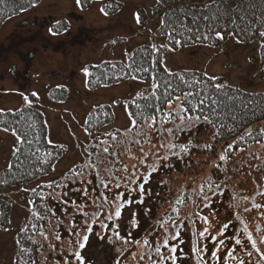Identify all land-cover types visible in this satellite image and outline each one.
<instances>
[{"label": "rangeland", "instance_id": "rangeland-1", "mask_svg": "<svg viewBox=\"0 0 264 264\" xmlns=\"http://www.w3.org/2000/svg\"><path fill=\"white\" fill-rule=\"evenodd\" d=\"M121 1L123 6L118 13L105 15L99 0H93L84 10L76 0H41L0 24V109H15L26 103L29 93H36L47 122L48 138L65 147L52 173L1 194L8 197L11 214L8 227L0 229V264H9L13 259L15 234L31 211L28 193L41 180L56 184L55 195L49 201L56 210L54 219L50 218L51 224L37 238L43 264H80L74 255L77 251L84 264H173V259L175 264H183L184 260L185 264H214L213 257L223 245L221 259L226 254L225 225L235 219L234 212H243L245 216L257 203L264 202V194L255 195L264 186L260 184L262 179L250 174L252 168L247 170L244 165L243 175L235 171L243 156L255 147L254 143L236 151L229 160L219 159L224 154V142L215 153L199 156L200 147H191L190 143L195 142L191 138L193 130L189 140L178 138L180 131L174 130L177 99L171 108L168 103V109L155 117L151 128L147 120L126 134L130 119L124 100L144 83L128 79L88 89L83 71L86 64L121 58L132 46L156 38L154 28L159 16L151 11L155 0ZM136 8H144L149 16L141 31ZM59 18H65L69 25L53 35L50 25ZM258 48L257 42L242 44L230 38L218 45L193 44L169 49L164 63L169 69L203 70L244 89L263 90ZM61 85L67 88V98L63 102L51 100L48 89ZM100 103H109L114 117L111 124L96 133L120 130L111 134V138L122 137L128 146L124 151L116 149L119 155L105 152L104 143L96 152L87 151L91 135L83 125L85 115L91 106ZM168 112L171 116L164 115ZM196 138L199 139L198 135ZM14 139L9 132L0 130V168L8 162ZM180 145L186 148L181 155ZM108 147L116 148L111 144ZM263 156V151L255 153V158ZM116 190L124 191L123 199L108 201L105 193L113 195ZM185 190L190 199L183 207L181 197ZM224 194L229 198L224 199ZM97 195H103L100 200L106 198L108 203L104 205L109 207L108 217L104 214L108 230L105 234L92 231L84 241L85 235L80 231L85 232L84 219L80 218L86 208L100 201ZM211 203L213 209H209ZM118 204H123L119 217L115 215ZM104 206L95 210L100 212ZM98 222L96 218L94 228ZM117 231L121 239L113 234ZM80 243L85 246L80 248ZM173 248L175 251H171Z\"/></svg>", "mask_w": 264, "mask_h": 264}, {"label": "trees", "instance_id": "trees-1", "mask_svg": "<svg viewBox=\"0 0 264 264\" xmlns=\"http://www.w3.org/2000/svg\"><path fill=\"white\" fill-rule=\"evenodd\" d=\"M40 1L0 0V24L9 17L30 9ZM92 1L80 0L77 6L84 10L90 7ZM99 1H101L100 8L107 15L118 13L123 6L121 0ZM204 1L162 0L160 4H157V0H155L151 11L153 15L159 16L158 24L154 28L156 38H153L150 42H143L132 46L121 58L103 59L86 64L84 68H87L88 73L84 76L85 84L88 89H94L102 85H110L123 80L133 79L132 77H136L135 79L143 82L144 86L142 88L124 100L129 119L134 118L138 122L136 128H139L147 121L145 117H159L161 113L167 110L169 97L173 102L177 97L191 93L187 101H177V112L175 115L178 119L174 123V130L176 132L180 131L178 138L183 137L184 140H187V138L189 140L188 135L193 130L192 133L194 134L191 138L195 139V142L190 143H192L191 147L194 145L200 147L199 156L206 155L207 152L208 154L215 153L216 147L224 142V155L227 157V160L231 159L239 149L249 148V145L254 143L255 147L250 149L248 155L243 156L235 171L242 174L245 171L244 165H246L247 170L248 167L252 168L250 174L252 177H256L257 180L259 178L262 179L260 184L264 186V156L262 158H255V153L264 152V135L260 134L261 129H264V89H244L229 83L225 77L210 75L203 70L192 68L169 69L164 63L169 49L193 44L218 45L222 41L232 38L237 42L239 40V43L242 44L253 42L259 44L260 71L264 75V48L261 47L264 38L259 36V32L264 31V0H224L225 7L220 9V13L226 14H217L215 20L204 19L210 12L208 8H204L203 6L205 4L211 5V0ZM238 5L239 8H237ZM135 11L136 15L140 18L138 28L141 31L148 24L149 16L144 8H136ZM177 17L185 25L191 27L193 32H184L183 35H180L178 32H171L170 28H166L161 23L162 20H176ZM193 18H195V23H193ZM211 24H215L217 30L224 33L223 39L214 38L212 40L201 39L197 41L195 38L196 34L205 32ZM68 25L65 18H59L51 23L50 28L60 33L67 29ZM173 27L178 28L179 25H173ZM234 29H243L245 31L237 34L233 32ZM170 34L175 36V39L180 40L179 45L174 44L168 38ZM163 45H166V47H163ZM138 69H147V71ZM180 76H183L187 83L182 82ZM211 77H215L216 79L211 80ZM194 80H203L211 84L212 87L205 90L198 84H193ZM154 82L159 85L157 89L152 88ZM168 83L172 86L168 87ZM190 84L192 85L191 87H189ZM216 84L223 85L224 89L222 91H227L229 95L237 96L238 99L234 101L227 100L221 93L216 92ZM137 93H141V95H137ZM47 95L51 100L63 102L67 98L68 92L65 86H52L48 89ZM206 96L208 97L207 99ZM27 97L28 102L21 104L15 109H0V128H14L16 129V135L21 136V141L18 142L12 131H8L15 139L12 143L8 162L0 168V229L8 227L11 214L9 199L6 196L2 197L1 194L7 193L13 187L28 184L52 173L55 163L65 150L62 144L53 142L48 138L47 122L42 109L38 105V97L36 95L33 96L32 93H29ZM213 98L220 100L221 104L219 106L212 104L211 99ZM201 100L204 101L203 104L200 103ZM242 103L249 104L248 109H244L241 106ZM145 104L154 106L145 108ZM213 109L216 110V115H211ZM141 112H143V117L140 115ZM203 115H208L209 119L216 123L217 128L214 129L212 124L204 122ZM196 116H200L201 119L194 124L188 123L187 119H181V117ZM233 116H236L237 119L233 120ZM113 117V108L109 103L96 104L88 109L83 124L85 130L91 135L88 142L89 145L87 144L88 153L96 152L97 148L103 143L107 148H110L108 147L109 144L116 147L114 150L108 149L107 151L113 152L115 155H119L116 149L124 151L128 147L124 144L122 137L111 138L112 133H119L120 130L115 129V131L112 130V132L105 134L96 133L104 125L111 124ZM220 125H227L229 128H232V131H228L227 128H221ZM249 128L252 129V135H245V132ZM214 131H219L220 135L213 138ZM92 132L95 133L92 134ZM125 133L130 134L128 131ZM197 135L199 139L196 138ZM241 136L243 139H238ZM206 144H210L212 147L206 148ZM229 144L232 146L231 150H228ZM196 150L197 148H195ZM183 151L181 148L179 154L181 155ZM234 161H237V159H234ZM251 161H253V165L250 164ZM10 163L12 164L11 168L8 167ZM225 169L227 170L226 166ZM124 176L133 180V177ZM131 176H133V173ZM55 188L56 184L54 181L41 180L29 191L28 198L31 202V211L28 212L27 218L22 221L19 230L15 234V251L13 259L9 264H43L40 261L41 254L39 252L41 244L38 243L37 238L41 237L40 233L49 226L48 224H51L50 218L54 219L56 210L54 209V205L50 204L49 201L51 196L55 195ZM123 192L116 190L113 195L106 193L105 195L108 196V201L114 203L120 202L123 199L125 195ZM262 192H264V187H260L255 195L264 194ZM225 193H228V191L225 190ZM102 197L103 195L96 196L98 200ZM222 197L224 199L229 198H226L225 194ZM181 198L183 207H186L187 204L184 203L190 199L187 190L184 191ZM104 201L105 199H101L95 204L91 202L92 206L83 211L80 219H84L82 227H84L85 232L80 229L81 234L84 233V235L88 236L89 233L95 230L98 234L100 232L105 234L108 230L104 214L106 213L108 217L109 207L104 206L108 204L106 201L104 203ZM194 201L195 198L193 199ZM63 205L62 201V210H64ZM102 205L104 207L100 212L95 210ZM213 205L211 203L209 209H213ZM224 205L227 207L225 203ZM256 205H260V207H255L251 213L248 212V215L245 216L243 212H234L235 219L229 223L224 231L226 232L224 233V240L228 238V241H224L226 254L221 259L224 252L223 245V248L213 257V259H216V263L214 264H264V202L257 203ZM239 217L240 219H237ZM247 217L248 219H246ZM96 218L99 219V222L94 228ZM162 219L163 217L161 221ZM236 220L237 222H235ZM85 221H87V224H85ZM142 222L144 223L145 220ZM104 225L107 227H104ZM183 227L184 225L178 229L180 230ZM184 231L189 232L187 229H184ZM186 239L188 238L186 237ZM182 245L184 246V244ZM182 251H184V247H182ZM227 254L228 258H226ZM221 260H224V262L221 263ZM185 261L183 264H185Z\"/></svg>", "mask_w": 264, "mask_h": 264}, {"label": "snow or ice", "instance_id": "snow-or-ice-1", "mask_svg": "<svg viewBox=\"0 0 264 264\" xmlns=\"http://www.w3.org/2000/svg\"><path fill=\"white\" fill-rule=\"evenodd\" d=\"M79 2H80V0H77V3H79ZM161 2H162V0H157V4H160ZM203 7H204V8H208V9H209V12H210V14H209L208 16H205V17H204V19H206V20H215V19L217 18V14H220V15L226 14V13H220V9L223 8V7H225L224 0H211V5H209V4H205ZM237 8H239V5L237 6ZM213 9H215V11H213ZM101 11H104V10L101 9ZM105 15H107V13H105ZM137 23H140V18H139V16H137ZM161 23L164 24L166 28H170V29H171V32H173V33H177V32H178L180 35H183L184 32H190V33L193 32V29H192L191 27H188L187 25H185V24L183 23V21L180 20L178 17H177L176 20H162ZM193 23H195V18H193ZM57 24H59V22H57ZM177 24L179 25L178 28H177V27H173V25H177ZM244 31H245V30H243V29H234V30H233V32H235V33H237V34L243 33ZM49 32L52 33L53 35H56V34H57V32L53 31L52 28L49 29ZM213 33H214V36H213ZM229 34H232V33H229ZM223 36H224V33H223L222 31H218L217 28H216V25H215V24H211V25L208 26V28H207V30H206L205 32H201V33L196 34L195 38H196L197 41H200L201 39H203V40H212V39H214V38L223 39ZM259 36H260L261 38H264V31H260V32H259ZM168 38H169L170 40H172L174 44H176V45H179V44H180V40L175 39V36H173V35L170 34ZM238 42H239V40H238ZM113 43H114V41H113ZM154 47H155V46H154ZM163 47H166V45H163ZM261 47L264 48V40H262ZM138 70L147 71V69H138ZM83 71H84L85 74L87 75V73H88L87 68H85ZM165 71H167V69H165ZM132 78L135 79L136 77H132ZM210 79H211V80H215L216 78H215V77H211ZM180 80H181L182 82H184V83H187V81L184 80V77H183V76H180ZM193 84H198L200 87H202V88L205 89V90H207L208 88L212 87L211 84L206 83V82L203 81V80H194V81H193ZM171 86H172V85H171L170 83H168V87H171ZM191 86H192V85L190 84L189 87H191ZM158 87H159V85H158L157 83L154 82V83L152 84V88H153V89H157ZM215 89H216V92H217V93H221V94H222L227 100H229V101H234V100L238 99L237 96L229 95V94L227 93V91H222V90L224 89V86L221 85V84H216V85H215ZM32 95L35 96L36 93H32ZM137 95H141V93H137ZM153 95H155V93H153ZM189 96H191V93H186L184 96H182V97H177L176 99H177L178 101H179V100H185V101H187ZM207 98H208V97L206 96V99H207ZM162 99H163V98H162ZM25 100H26V102H27V97H25ZM168 103H169V107L171 108V103H172V101H171V98H170V97H169V99H168ZM200 103L203 104L204 101L201 100ZM211 103L214 104V105L219 106V105L221 104V101L218 100V99H216V98H213V99H211ZM249 103H250V102H249ZM153 106H154V105H148V104H145V105H144L145 108L153 107ZM241 106H242L244 109H248L249 104H247V103H242ZM138 107H139V106H138ZM253 111H254V110H253ZM216 114H217V113H216V110L213 109L212 112H211V115H216ZM140 115H141V117H143V112H141ZM164 115H165V116H171V112L165 113ZM145 119H146V120H150V123H148V127H149V128H151V127L156 123V118H155V116L145 117ZM181 119H187L188 123H190V124H194L195 122L199 121V120L201 119V117H200V116H196V117H187V118H185V117H181ZM236 119H237V117H236V116H233V120H236ZM203 120H204V122H206V123H210V124H212V126H213L214 129L217 128L216 123H215L214 121L210 120L208 115H203ZM137 123H138V122H137L136 119H134V118H130L129 127L126 129V131L131 132L133 129H135V128L137 127ZM220 127H221V128H227L228 131H232V128H229L227 125H220ZM0 130L5 131V132H8V131L11 130V131H12V134L16 136V140H17L18 142L21 141V136L16 135V129H14V128H13V129H9L8 127H4V128H2V129H0ZM169 131H171V130H169ZM260 134H261V135H264V129H261V133H260ZM218 135H220V132H219V131H214V133H213V138H215V137L218 136ZM245 135H252V129H248V130L245 132ZM112 138L115 139V136H113ZM238 139H243V137H242V136H241V137H238ZM180 147L186 151V148H185L184 145H180ZM205 147H206V148H211L212 145H210V144H206ZM231 147H232L231 144H229V145H228V150H231ZM104 151L107 152V151H108V148H104ZM226 158H227V157H226L224 154H221V155L219 156V159H220V160H225ZM8 167L11 168V167H12V164L10 163V164L8 165ZM143 188H144V185L141 184V185H140L141 192L143 191ZM105 199H106V198H105ZM138 202H142V200H141V201H138ZM122 207H123V204H118V205L116 206L115 215H116L117 217H119V216L121 215V208H122ZM255 207H260V205H255ZM173 210H175V209H173ZM133 215H135V214H133ZM109 219H111V217H109ZM205 219H206V218H205ZM135 226H136V224H135V220H133V227H135ZM104 227H107V226L104 225ZM114 227H115V226H114ZM225 227H227V226L225 225ZM89 230H91V229H89ZM113 234L116 236L117 239H121L120 233H119L118 231H117V232H114ZM202 235H203V233H202ZM87 239H88V236L85 235V236L83 237V240H84V241H87ZM127 242H129V241H126V243H127ZM145 243H147V241H145ZM164 243H165V245H166V244H167V241H165ZM84 246H85L84 243H80V244H79V247H80V248H83ZM155 251H156V253L159 255V253H160V248L157 247V248L155 249ZM171 251H175V249L173 248ZM74 255H75L76 259L80 262V264H84L83 258L81 257V254H80L79 251L75 252ZM213 255H215V253H213ZM169 258H171V257H169ZM164 259H165L164 257H161V260H164ZM117 264H119V262H117ZM173 264H175V260H174V259H173Z\"/></svg>", "mask_w": 264, "mask_h": 264}]
</instances>
